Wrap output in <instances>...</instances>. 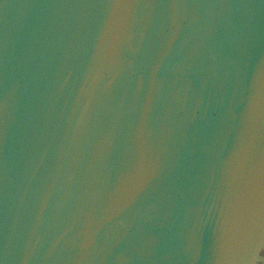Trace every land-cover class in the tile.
<instances>
[{"label":"water","instance_id":"obj_1","mask_svg":"<svg viewBox=\"0 0 264 264\" xmlns=\"http://www.w3.org/2000/svg\"><path fill=\"white\" fill-rule=\"evenodd\" d=\"M0 264H264V0H0Z\"/></svg>","mask_w":264,"mask_h":264}]
</instances>
